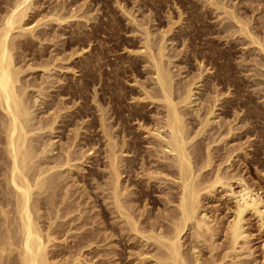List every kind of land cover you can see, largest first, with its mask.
<instances>
[{
    "label": "rangeland",
    "instance_id": "obj_1",
    "mask_svg": "<svg viewBox=\"0 0 264 264\" xmlns=\"http://www.w3.org/2000/svg\"><path fill=\"white\" fill-rule=\"evenodd\" d=\"M34 1L37 3L33 5V11L27 15L25 19L26 23L24 22L26 25H23V27L25 26L24 28H26L27 26L29 28L34 26L33 30H35L32 33L35 32L37 35L41 31V33H44H40L38 39L37 37L27 38L26 40L29 41V44L25 40L24 49L18 48L19 50H16L18 54H15L16 67L19 66L20 70L23 69L21 71L22 73H20V81L25 84L24 86H27V96L25 95V97L27 99V104L30 103L31 106V108L29 106L30 117L33 116L31 117V124L37 126V119H44L45 121H43L45 123L46 121L50 123L53 117H56L52 126L54 130L52 129L49 133V131L45 129V131H47L44 134L45 137H43V139L45 138L43 142L45 141L46 145L48 143V147L53 149L49 151V155L53 156L48 160L51 164L55 157L58 156V154H62V151L65 150L66 147H68V151H79L78 153L74 151V155L72 153L75 160L71 161L69 164L73 168L64 166L59 169L62 172L64 171L62 177L67 178H65L63 182V179L60 177L62 183H59L61 182L59 179V186H57L55 192V194H57L52 199L55 203L57 202V206L60 205V208L62 207L63 209L65 206L64 211H66L65 209H67L66 206L68 205L67 211H70L68 216H65L63 219L61 215L64 211L61 212L62 210H59L57 206L55 207V209L57 208L59 210L57 214H59L63 220L60 219L59 215L57 216L55 214L56 210L53 211L54 206L48 209L49 207L47 208V205H44L39 212L45 215H42L45 218H41V220H44V223L47 222V218H50V216L55 223L60 221L65 223L63 225L65 231L62 230V232H59L58 230L63 228L59 227L58 229V226H56L55 229L60 233V236L62 235L61 233H65L68 228L70 229L67 233L70 238L66 236V234L64 236L65 238L68 237L66 238V243L68 244L73 240L71 239L72 234H90L92 232L98 235L97 239L89 240L88 244L92 241L91 244L93 245L89 247L85 246L86 248L84 246L83 248L80 247L82 248V250L80 249L81 254L83 253L82 257L91 260L88 264H115V262L116 264L151 263V259L148 261L147 255L144 256L146 259L143 258L144 263L139 262L140 259H142L141 257H143L142 254H138V250L143 252V244L139 236H133L132 239L125 231H121L123 235L121 236L122 238L116 236L117 234L120 235L118 230L122 222L119 217H116L117 214H115L114 207L113 205L111 206V201L106 197L109 191H104V189H106L105 183L108 182V165L106 164L107 161H105L107 160L105 157L106 139L102 134V126L100 127V124H103V120H106L103 125L109 124L107 129H111L109 132L113 135L115 142L117 141V147L120 146L119 149L122 150L123 153L125 150H123L124 147L121 148V140H130L131 142L134 138L136 147L140 150L138 153L141 152L139 154L145 155V159L147 158L146 166L149 167L151 163L150 166L154 165L152 160H156L153 158H155V154H158V149L156 151L155 139L149 132L147 133V131H152V128L156 127L155 123L162 121H158V119H162L164 109L161 106L160 100H158L159 103L153 100L159 99L160 94L159 91H157L158 93L156 92L158 89L154 86L155 80L153 79L152 65H150L151 60L148 56L150 54H148V52H150L151 49L146 52L142 47L145 42L143 40L146 39V32H150L148 41L149 44L151 41L150 48L153 47L151 55L155 54L157 51L156 49L162 42L166 48V50H164V56H167L169 60L165 59L167 58L165 57L163 61H166H164V65L167 69L169 68L168 70L170 71L171 77L175 79H172L174 83L172 84L174 88L173 97L178 93L177 95H181L179 97L181 98L183 97L182 95L186 94L187 87L190 89L191 96L187 100V105L182 108L187 113L185 117L187 119L191 118L192 121L194 120L193 124L195 128L193 129L197 130V128L201 126L200 122L205 120L206 117L209 120V126L207 125V127L204 128V131L207 132L197 138V140L205 139H203V142H199V144L202 143L200 144V148H203V150L201 148V151H204L207 146L210 152L208 153L212 154L214 158H212V165H210V167L214 169L212 170L208 167V169L211 170L206 168L207 171H213L214 173L217 167H220L219 172H222L221 174L233 176L232 180L230 179L229 181L233 191L238 189L237 184H239L234 178L241 177L246 185H249L253 191L255 190L254 192L263 198L264 202V53L259 51L257 45L249 43L250 41L244 34H239L238 25L228 19L227 15L223 13L226 10L229 11L232 9V12L234 11L236 16L238 15V18L240 16V19L246 20L248 22L245 21V26H248L246 28L253 36H260L258 40H260V43L264 47V0H224V2L223 0ZM43 1L51 2L49 8H47L46 3ZM208 1H214L218 5L220 3V6L222 4L226 6L215 9ZM0 9V12L3 13L4 5H2ZM47 14H51L50 16L52 18L48 15L43 21L41 20L43 23L40 24L41 21L38 22L40 16L43 17V15L46 16ZM58 16H63L65 18L63 19V17H60L61 19H56L59 18ZM131 19H134V21ZM36 20L39 26L37 23L34 24ZM171 21L173 23H171ZM172 27L175 30H173ZM18 31L14 30L13 33H20ZM161 34L165 36H161ZM141 43L142 45H140ZM147 58L150 60L149 62ZM43 65H45L46 68L48 67V71L43 72L41 70ZM29 66H31V68ZM27 67L29 68L27 69ZM199 73L201 74L199 75ZM44 75L46 77H44ZM196 77L199 79L196 80ZM151 87L154 88V91ZM156 94L157 96L159 95L158 98H155L156 96L154 95ZM147 95L149 97L152 95L154 98L152 99L151 97V99H148ZM175 98L178 99L177 96ZM209 109L213 110V112L211 111L213 114L211 113V115H208L207 111H210ZM60 110L61 112H57ZM157 112L162 113L158 114ZM63 113L64 115H62ZM62 119L66 123H62ZM229 126L231 127L230 129ZM206 133L207 135L209 134L208 138H206ZM201 136L203 137L201 138ZM121 137H123V139ZM206 139L210 141V143L206 141ZM212 140L215 141L211 142ZM156 141L157 140H155V142ZM35 143L36 141L33 142L34 145L37 144ZM0 145L2 146V143ZM1 146L0 151H2ZM61 146L65 148L62 149ZM153 148H155V150ZM119 149L116 148L117 153L120 152ZM205 151L203 153L207 152ZM230 152H232L230 154L231 156L228 155ZM1 153L3 152H0L1 159L3 160L0 159V198L4 199L5 197H9L10 193L3 179L4 171L2 172V170H4L5 166L2 163L5 161V155ZM77 154L80 155L79 157L81 158H79ZM227 155L230 159H228V162H224ZM138 157L139 160L136 161L137 164L135 165L137 168L135 171L140 174H137V177L132 179L141 181L145 176H143L144 174H142V170L140 169L141 166L139 162L141 158L140 156ZM148 160L152 162L148 164ZM67 169L75 170L74 172L78 173L70 174ZM146 171L147 168L145 172ZM224 172L227 173L225 174ZM66 173H68L69 176H67ZM152 176H155V178L153 182H151L152 179L150 182L152 184L155 182L154 185L156 189L151 192L152 197H143L138 204L137 202L130 201V204H136V207L134 205L132 207L134 208L132 209L134 210L133 212L137 213V215H139V212L141 213V218L139 216L140 219L138 222H141L145 217L144 222L142 221L144 225L141 222L140 226L146 225V228H149V224L153 223V220L156 218L159 220L161 218L160 215L162 217L166 215V211L164 212L166 206L167 212L174 206L171 202L168 203V205L165 200H161L165 197L164 191H166L163 187L168 184L169 186H173V179L171 176H165L164 174L162 176L161 173L158 174V178L157 174ZM140 177L141 180L139 179ZM208 177H212V174L208 173ZM146 178L148 179L147 175ZM146 178L145 183L147 181ZM157 179L161 180L160 184L163 189L161 187L159 188V182L156 183L155 181ZM122 182L123 186L128 185V189L126 187L127 192L129 191L130 193V191H132V193H134V190L135 192L137 191V187L135 188L136 185L134 184L136 181L129 183L123 180ZM59 187L64 189V192L61 194L64 195L66 192V198L68 199L65 201L66 203H63L67 205L60 204L63 195L61 197H59V195L58 198H56L57 195L60 194L59 191L61 188ZM225 190L224 187L219 188L217 186V188L213 190L214 192L212 191L213 193H209L210 195L208 196L204 193L200 198L202 200L204 199L203 201L200 200V203L202 201L204 210H207L204 211L201 207L202 209L200 208V211L203 210L208 214V218H211L208 220L213 221L214 230H217V228H219L218 230L222 229L223 224H225L226 220H230L232 215L231 209L234 207V201L228 193H224L226 192ZM171 191L176 194L175 188ZM135 194L137 195V192ZM135 194L133 195L136 196ZM130 196L134 197L132 195ZM153 197H155V200L151 199ZM54 202L53 205H55ZM170 206L171 208H169ZM111 207H113L112 210L115 213L111 210ZM75 208L81 211L77 209L75 211ZM145 208L147 209L146 213ZM262 208L264 209V203ZM102 210H104L103 213ZM143 210L144 212H141ZM104 212L107 214H104ZM103 214L105 217H103ZM79 216L81 217L79 218ZM161 219L160 221H162ZM159 222L153 224H158ZM165 222L166 221L163 219V223L168 226L169 223L167 222L166 224ZM122 226L124 227L126 225L123 223ZM98 230L101 231L99 232ZM218 230L217 233L214 231L216 234L213 237L215 240L213 243H215V247L217 244L219 246L223 245L224 251L226 249V238L221 234L223 231L221 232ZM243 231L244 234L247 235L244 243L240 241V244L238 243L239 246L237 245L236 247V251L230 253L232 257L234 256L233 260L235 263L230 261V254V257L225 258L224 261L227 262V264H229V262H231L230 264H263L264 225H260L257 217L251 213H246L243 221ZM186 234L188 235L189 233L187 232ZM186 234L182 239L184 250L185 248L187 249L189 247L188 245L191 243L189 242L191 241L189 235L187 238ZM55 236L59 237L56 233ZM106 236L107 238H105ZM62 238L58 239L61 245ZM87 238H89V236H87ZM118 242L120 244H118ZM125 242L127 244H125ZM202 244L204 245L203 247ZM205 245L208 246L206 243H201V245L198 246L199 249L204 251L201 250L203 256L208 258L207 255L209 254L206 249L209 250V248H204ZM69 248L71 249V247L63 248L64 251L60 249L63 251H61L62 253L68 249L65 252L66 254L64 253L68 255L71 251L73 252L75 250L72 248L71 251H69ZM219 248L217 249L216 247L217 251H213V254L218 258L223 254H221L222 248H220L221 250ZM118 252L121 254L123 263L116 257ZM112 253H116V256ZM219 253L220 256H218ZM137 254L141 255L140 258Z\"/></svg>",
    "mask_w": 264,
    "mask_h": 264
},
{
    "label": "bare ground",
    "instance_id": "obj_2",
    "mask_svg": "<svg viewBox=\"0 0 264 264\" xmlns=\"http://www.w3.org/2000/svg\"><path fill=\"white\" fill-rule=\"evenodd\" d=\"M205 1H207V0H205ZM208 2L210 5L212 4L215 7V9H218L221 6H222L221 8L226 6V5L224 6V4H222L220 6V3L218 5L214 1L213 2L208 1ZM223 2H224V0H223ZM35 3H37V2H35L34 0H0V7L2 5H4V9H3L4 11L2 10L3 13L0 12V111H1L0 112L1 113L0 114V133H1L0 134V144L2 143V146L0 145L2 151H0V152H3L5 155L4 156L5 161L2 163V164H4L5 168H4V170H2V172L4 171L3 172V179H4L5 185L7 187V190H9V193H10L9 197H5L4 199L0 198V264H88V262L91 260L90 259L87 260V258H85V257L83 258L82 257L83 253L81 254V250H82L83 246L89 247V246L93 245V244H91L92 241H90L89 244H88V242L91 239L92 240L97 239L98 235H96L95 233H92V232L90 234L89 233H78V234L74 233L75 235H73V234H72L73 236L71 235V239H73V240L70 241V243L68 244V243H66V241H67L66 238L69 237L67 235V233L70 229L68 228L65 233L64 232L61 233L62 234L61 236L63 238L59 235L60 231L61 232H62V230L65 231L64 230L65 227L63 228V225L65 223L62 221L58 222L59 224L55 223L53 218L51 219V216H50V218L46 217L47 222H45L46 223L45 224L43 222L44 220H41V218L43 217L42 215H44V214H42V212L41 213L39 212L41 210L42 206H44V205H47V208L49 207L48 209H50L54 206L53 211L56 210L55 214L57 216L59 215L57 213H59L60 209L62 210L61 212L64 211L65 206L63 207V209H62V207L60 208L59 207L60 205L57 206L56 205L57 202L55 203L52 199L57 194V193L55 194L57 186H59V183H62L61 178L63 179V182H64L65 178H67V177H64V178L62 177L64 175L63 174L64 171L62 172L59 169H61L64 166H67V167L69 166L70 168H73V167H71V165L69 163H71V161L75 160V158H73V156H72V153L76 150H74L73 152L68 151V149H67L68 147H66V149L62 151V149H64L65 147L61 146L62 147V149H61L62 154H60V155L58 154V156H56L55 159L53 158L54 161L51 164L48 160L50 158H52L53 156L49 155V151H52L53 149L51 148L52 149L51 150L48 147V143L46 145L45 141L43 142V140L45 139V138L43 139V137H45L44 134L47 130L49 131V133L52 131V129H53L52 126L56 120L55 119L56 117L55 118L53 117V120L50 123H47V121L45 123L44 119H43L44 121L41 119L40 120L37 119V121H38L37 126H34L31 124V117H33V116L30 117V111H29L30 103L27 104V99L25 97L27 86H24L25 84L21 83V81H20V73H22L21 71L23 69L20 70L18 65H17L18 67H16L17 63H15V60H16L15 54H18V53H16V50L18 48L24 49L23 46H24L25 40L27 38H36L37 37V39H38L40 33L42 32V31L41 32L39 31L40 33L37 32V33H39L37 35L35 32H34L35 34L32 33L35 30V29L33 30L34 26L29 27V28L27 26H26V28H24L25 26L23 27V25H26L25 19H26L27 15L31 11H33L32 9H34L33 5ZM44 3H46L47 8H49V6L51 5L50 1H46ZM0 11H1V9H0ZM223 13L227 15L228 19H230L231 21H233L234 23H236L238 25V33L239 34H241V35L244 34L245 37L248 38V40L250 41L249 43H252L253 45L254 44L257 45L259 48V51L264 53V47L260 43V40H258V38L260 36L259 37H257V35L253 36L252 33H250V31L246 28L248 26H245L246 20L244 21V20L240 19V16L238 18L237 17L238 15L236 16V13L234 11L232 12V9L229 11L226 10ZM48 15L49 14H47L46 16L43 15L44 18L40 16L41 19L39 18L38 22H40L41 20L43 21ZM50 15H49V17L52 18ZM58 17L59 18H56V19H61L63 16L62 17L58 16ZM64 18L65 17H63V19ZM47 19H49V18H47ZM224 19H226V18H224ZM131 20L134 21V19H131ZM42 21L40 22V24L43 23ZM178 21H179V19H178ZM36 23H37V20L34 24H36ZM171 23H173V22L171 21ZM172 25H174V24H172ZM38 26H39V24H38ZM39 29H41V28H39ZM172 29H173V27H172ZM14 30L15 31L19 30L18 32H20V33L14 34L13 33ZM173 30H175V29H173ZM169 31H170V29H169ZM43 33H41V34H43ZM151 33H152V31H151ZM165 34H167V33H165ZM162 35L163 34H161V36ZM149 36H150V32H146V39L143 40L145 42L143 43V45H142V43L140 44V45H142V47L144 48V51H146V52L150 49L152 50V48H153V47L150 48L151 41L149 44V41H148ZM163 36H165V35H163ZM255 37H257V38H255ZM26 41L29 44V41L28 40H26ZM27 42H26V44H27ZM164 48H165V46L163 45V42H162V44L159 45L158 48L156 49L157 51L155 52V54L151 55L152 54L151 50H150V52H148V54L150 53L148 56L150 57V60H151L150 65H152V74L154 76L153 79L155 80L154 86L157 87L158 90H156V92L159 91L160 97H159V95L157 96V94L154 96H156L155 98L159 97V99H153L154 96H152V95L150 97L148 95L147 96H148V99L149 98L151 99V97H152V99L154 101L156 100V102L158 100H160L161 106L164 109V111H163L164 114L162 116V119L161 118L158 119V121L159 120H162V121H159V123L154 122L156 124V127L152 128L153 127L152 126L151 128L153 130L151 129L152 131H149V130L147 131V133L149 132V134L152 135V137L155 140H157L155 142V140L153 139L154 143L157 147L156 151L158 149V152H157L158 154L156 155L154 153L155 158H153L156 160H152L154 165L150 166L152 164L151 163L152 161L150 162L148 160V164L149 163H151V164L149 165V167L146 166V164H147L146 159L147 158L145 159V155L144 156L142 154L140 155L139 153H141V152L138 153V151H140V150L137 149L138 147H136V144H135L136 141L134 140V138L132 139L134 141L131 140V142H130V140H124L123 137H121L123 139V140H121L122 141L121 142V148L124 147L123 150H125V152H127V153H125V152L123 153V151L119 149L120 146L117 147V143H116L117 141L115 142L113 135L109 132V130L111 131V129H109V128L107 129V127H109L108 126L109 124L108 125L105 124L106 127H105V125H103L104 121H106V120H103L102 125L100 124V127L102 126L101 130H102L103 137L106 139V141H105L106 142V144H105V146H106L105 157L107 160H105V161H107L106 164L108 165V170H107L108 182L105 183L106 189H104V191L105 190L109 191V193L106 197L111 201L110 204H111V206L113 205L114 211L116 213L112 210L113 207H111V210L115 214H117L116 217L117 218L119 217L122 224L124 223V225H126L123 227L121 224V227H119V230H118L120 232V235L117 234L116 236L122 238L121 236H123V235L121 234V231L127 232L128 233L127 235L130 238L132 237V239H133V236H139V238L141 239L140 241L143 244L142 245L143 246V252L142 251L140 252L139 250H138L139 253L137 252L138 254H142V256H143V257H141L142 259H140V261L138 260L141 263H144L143 258H145L144 257L145 255H147L148 256L147 259H149L148 261H150V259H151L150 264H227V262H225L224 259L227 257H230V255H231L230 253H233L236 251V249H237L236 247H237L238 243L240 244V241L241 242L243 241V243H244V240L247 236L246 234H244V231H243V221H244L245 214L251 213L252 215H254L255 217H257L259 219L260 225L261 224L264 225V219H263L264 209L262 208L263 203H264L263 198H261V196H259V194L254 192L255 190L253 191L249 187V185H246V183L242 180L241 177H235L234 178V180L238 181L239 184H237V182H236V184L238 185V189L236 191H233L232 190L233 188H231L232 185L229 182L230 179L232 180L233 176H228L226 174L227 172L226 173L224 172L226 175L221 174L222 172H219L220 167H217L216 172H214V173H213V171H210V172L207 171L208 167H210V165H212L211 162L213 161L212 160L213 155L209 154L210 152H209V149H207V146L205 148V150L207 149L206 150L207 152L204 150L206 153H203L204 151H201L202 147L200 148V144H202V143L199 144V142L200 141L203 142L204 138L202 140H197V138L200 135H204L205 132H207V131H204L205 130L204 128L207 127L209 120L206 117L205 120H202V122H200V125H201V126H199L200 128L198 127L197 130H194L193 129V128H195L194 124H193L194 120L192 121L191 118L187 119L185 117V115L187 113L184 111V109L182 107L187 105V103H188L187 100L191 96V92H190V89H188V87H187L186 94L182 95L183 97L179 98L181 95H177L178 93L177 94L175 93L176 95H174V97H173L174 88H173L172 84H174V83H173L172 79L174 77L173 78L171 77L170 71L168 70L169 68L167 69L164 65L165 60L163 61V58L167 57V56H164L165 55L164 50H166V48L165 49ZM144 54H145V52H144ZM165 59L169 60L168 57ZM150 60L148 59V62ZM253 62H254V60H253ZM43 63H45V62H43ZM93 65H94V62H93ZM46 66H47V63H46ZM46 66L43 65V67L41 69L43 72L48 71V67L46 68ZM29 67L31 68V66H29ZM29 67H27V69ZM200 74L201 73H199V75ZM219 75H220V73H219ZM219 75H217V76H219ZM172 76H173V74H172ZM44 77H46V76L44 75ZM217 78H219V77H217ZM197 79H199V78L196 77V80ZM221 79H224V78H221ZM263 79H264V77H263ZM173 80H175V79H173ZM82 82H83V80H82ZM151 88H153V87H151ZM40 91H41V89H40ZM153 91H154V88H153ZM38 93H39V89H38ZM42 93H43V89H42ZM148 93H150V92H148ZM40 96H41V94H40ZM176 96L178 99L175 98ZM36 98H39V97H36ZM174 99H176V100H174ZM61 103H63V102H61ZM157 103H159V101ZM39 106H40V103H39ZM30 108H31V106H30ZM225 110H226V108H225ZM211 111L213 112V110L207 111L208 115H211V113H212ZM57 112H61V110L57 111ZM160 113H162V112H159L158 114H160ZM55 115H56V113H55ZM62 115H64V113ZM104 117H103V119H104ZM64 120L62 121V123L65 122ZM212 124H213V122H212ZM91 126H93V125H91ZM139 127H140V125H139ZM230 128L231 127L229 126V129ZM45 129H47V130L45 131ZM78 130H79V128H78ZM229 132H230V130H229ZM206 135H207V133H206ZM208 135L206 136V138H208ZM217 135H218V133H217ZM74 136H76V135H74ZM202 137L203 136H201V138ZM219 139H221V138H219ZM153 140H152V142H153ZM34 141H36V143H37V144L35 143L36 145L33 144ZM78 141H80V140H78ZM83 141H84V139H83ZM206 141H208V140L206 139ZM214 141L212 140L211 142H214ZM208 142L210 143V141H208ZM116 148H118L120 150L119 153H117ZM37 149H38V152H37ZM153 149L155 150V148H153ZM202 150H203V148H202ZM61 151H60V153H61ZM3 153H1V154H3ZM231 153L232 152H230L228 155L231 156L230 155ZM122 154H125V155H122ZM73 155H74V153H73ZM228 155H227V157H225V160L223 159L224 162L229 161L228 159H230V158H228ZM77 156L79 157L80 155L77 154ZM138 156H140V158H141L140 159L141 163L139 162V164L141 166L140 169L142 170V174H144L143 176H145L143 178V180H141L142 174L140 175L141 177L139 179L142 182L137 181V180H133L137 177V174H140V173H137L135 171L137 168L135 165V164H137L136 161L139 160ZM148 156H149V154H148ZM79 158H81V157H79ZM0 159H1V156H0ZM220 161H219V165H220ZM146 168H147V171L145 172ZM211 169L213 170L214 168H211ZM211 169H208V170H211ZM67 171H69L70 174L78 173V172H74L75 170L73 171L71 169H69V170L67 169ZM76 171H78V170H76ZM144 172L145 173L148 172V173L145 174ZM159 173H161L162 176H163V174L165 176L170 175L171 178L173 179L172 180L173 186H171V185L169 186V184L166 186L165 185L166 183L164 184L165 186L163 188H165V190H166V191H164L166 198L164 197L165 199L162 198L161 200L162 201L165 200V202H167V204L171 202V204L173 203L174 206H172L171 210L169 209L170 210L169 212H167V209H166L167 206H166V208L164 210V212L166 211L165 212L166 215H164L162 217L159 214L160 217L162 218V219L160 218L162 221H160V219L158 220L156 218L158 221L155 219L156 221L153 220V223L159 222V221L160 222L158 224L151 223V224H149V228L148 227L146 228L145 227L146 225L140 226L141 222L142 221L144 222L145 217L143 218V220L141 222H138L139 219L141 218V216H140L141 213L139 212L138 213L139 215H137V213H134L133 212L134 210H132L134 208H132V207H133V205L135 206L136 204H134V203L130 204V203L131 202H137V204H138V202H141V199L143 197H145V198L152 197L151 192L156 190L155 185H154L155 182L153 184L151 183V182H153V179L155 178V176H152V175L157 174V178H158ZM208 173L212 174V177H208ZM0 174H1V171H0ZM66 174H67V176H69L68 173H66ZM146 175H147L148 179L146 178ZM209 176H211V175H209ZM145 178L147 180L146 183H145ZM57 179H58V181H57ZM59 179L61 182H59ZM151 179H152V181L150 182ZM123 180L128 181L129 183L136 181V183H134V184L136 185L135 188L137 187V191H136L137 195L135 194L136 193L135 190L133 191L134 193H132V191H130V193H129V191L128 192L126 191V187L128 185L123 186L122 185ZM161 180H162V178H161ZM161 180L160 179L155 180L156 183L159 182L158 184L160 186L157 184L159 186V188L161 187V184H160ZM134 184H132V185H134ZM162 186H163V183H162ZM217 186L219 188L224 187V190L226 188V190H225L226 192H224V193L225 194L228 193V195L234 201V207L231 209L232 215H231L230 220H226L225 224H223V226L221 225L223 227L222 229L218 230L219 228H217L218 231H221V232L223 231V233H221V234H223V237L226 238V242H227V243L225 242L226 246L224 244V246L227 249L226 250L224 248L225 252L223 251V245L219 246L217 244L220 248H222L221 254L223 253L222 256H220V253H219V255H218V256H220L219 258L216 257L215 254H213V251L214 250L217 251V249L219 248L216 245V247H217V249H216V247L214 246L215 243H213V241L215 242L213 237L217 233V230H214L215 227L213 226L214 223L212 224L213 221H209L211 218H208V216H207L208 214H206L204 212V211H207L206 209L204 210V206L202 204V201L204 199L203 200L200 199L202 197V194L204 195V193L207 194V196L210 195L211 192L217 188ZM59 188L62 189V187H59ZM174 188L176 190V194L171 191ZM61 189L59 191L60 194H58L56 198H58L59 195H60L59 197H61L63 195L61 193L64 192L63 191L64 189H62V190ZM65 189H66V187H65ZM127 189H128V187H127ZM67 194H68V192H67ZM133 194H135L136 196H134ZM130 195H132L134 197H131ZM162 195H164V194H162ZM66 197H67V195L65 192V194L61 197L60 204L66 203L65 201H67V199H68ZM153 198H151V199L155 200V197H153ZM200 200H202L201 203H200ZM143 201H144V199H143ZM53 202L55 203V205H53ZM157 202H158V200H157ZM165 202H163V203H165ZM105 203H106V201H105ZM64 205H67V204H64ZM56 206L59 207V210L57 208L55 209ZM67 206H66L67 209H65L66 211L68 210ZM201 207L203 208L204 211L203 210L200 211ZM137 208H139V207H137ZM169 208H171V206ZM76 209L77 208H75L74 210L76 211ZM101 209H103V208H101ZM77 210H80V209H77ZM144 210L141 212H144ZM51 211H52V209H51ZM66 211H64L63 214L61 213L62 214L61 217L63 219L65 216H68V213L70 212V211H67V212ZM71 211H73V210H71ZM103 211L104 210H102V213H103ZM146 211H147V209L145 210V213H146ZM75 213H78V212H75ZM105 213L106 212H104V214ZM104 214H103V217H105ZM48 215H49V212H48ZM139 216H140V218H139ZM59 217H60V215H59ZM61 217H60V219H61ZM80 217L81 216H79V218ZM43 218H45V217H43ZM56 218H58V217H56ZM63 219H61V220H63ZM73 219H75V218H73ZM163 219L166 221L165 222L166 224H167V222L169 223L168 226L163 223ZM143 225H144V223H143ZM56 226H58V229H59V227L63 228V229H61V230L59 229L58 230L59 232H58L55 229ZM221 226H220V228H221ZM88 232H89V230H88ZM187 232L189 233L188 235L191 239V241H189V242H191V243H190V245H188L189 247L187 249L185 248V250H184L183 249L184 243H182V239ZM55 233H56V235L58 234L59 237H56ZM65 234L68 237L65 238L64 237ZM188 235L186 234L187 238H188ZM87 236H89V238H87ZM128 236H127V238H128ZM60 238H62L61 239L62 245L59 244L58 239H60ZM105 238H107V236ZM185 239H186V237H185ZM129 240H131V239H129ZM95 242H93V243H95ZM105 242H107V241H105ZM84 243H86V244H84ZM201 243L208 244V246L205 245V247H204V248H206V247L209 248V250L206 249V251H208V254H209V255H207L208 258L207 257L205 258V256H203V253H202L203 250L199 249V246L201 245ZM82 244H84V245H82ZM118 244H120V243L118 242ZM125 244H127V243L125 242ZM203 246L204 245L202 244V247ZM62 247L64 249L71 247V249L72 248H74L75 250L77 249L76 250L77 252L73 249L76 252V254H75V252L73 251L74 252V254H73V252L69 248L70 249L69 251H71L72 253L71 252L69 253V251H68L69 254L67 253L68 255H65L66 254L65 252L68 249H66V251L64 252L65 254H64V253H62L64 251ZM80 247H82V248H80ZM151 247H153V248H151ZM110 250H112V249H110ZM152 250H153V252H152ZM216 251H214V252H216ZM114 252H116V251H114ZM112 254H115V256H116V253H112ZM138 254H137V256H139V258H140L141 255H138ZM105 257H107V256H105ZM116 257H118L119 260L121 261V263H123L122 259H121L120 252L117 253ZM233 257L231 255L230 261L235 263L233 260ZM228 262H229V260H228ZM231 262H229V264ZM115 264H116V262H115Z\"/></svg>",
    "mask_w": 264,
    "mask_h": 264
}]
</instances>
